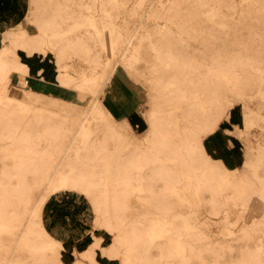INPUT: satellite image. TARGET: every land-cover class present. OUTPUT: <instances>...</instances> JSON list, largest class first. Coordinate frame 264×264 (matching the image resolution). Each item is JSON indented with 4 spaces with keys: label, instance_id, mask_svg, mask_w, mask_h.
I'll return each mask as SVG.
<instances>
[{
    "label": "bare ground",
    "instance_id": "6f19581e",
    "mask_svg": "<svg viewBox=\"0 0 264 264\" xmlns=\"http://www.w3.org/2000/svg\"><path fill=\"white\" fill-rule=\"evenodd\" d=\"M188 2L198 12L180 19L177 11ZM28 11L35 36L19 24L2 30L8 44L0 50V105L31 113L24 120L35 125L14 137L23 149L19 141L0 138V153L14 157L13 170L35 173L8 176L0 193V264H40L48 255L62 264L61 244L46 232L41 210L50 195L64 190L96 195L99 205L90 197L96 224L118 231L116 238L127 235L128 226L114 221L120 207L112 203L129 197L146 204L140 207L147 215L136 222V251L129 245L121 252L120 238L112 247L122 264H264V178L258 173L264 169V113L254 106L264 102V71L246 52L227 51L260 49L264 0H28ZM118 11L128 13L117 22ZM196 26L192 33L183 28ZM17 48L51 52L59 89L23 81L26 101L7 96L11 73L46 82L27 72ZM117 65L146 91L141 138L100 100ZM249 73L257 75L244 79ZM242 81L247 92L239 90ZM236 102L243 125L233 133L254 142L242 172L228 169L219 156L212 159L203 143L215 137ZM27 161L38 164L22 165ZM3 165L0 156V176ZM255 210L263 219L245 228Z\"/></svg>",
    "mask_w": 264,
    "mask_h": 264
},
{
    "label": "rangeland",
    "instance_id": "374dc122",
    "mask_svg": "<svg viewBox=\"0 0 264 264\" xmlns=\"http://www.w3.org/2000/svg\"><path fill=\"white\" fill-rule=\"evenodd\" d=\"M187 7L180 11H177L180 19H186L192 16L194 13L198 12L190 2L186 3ZM28 0H0V21H9L15 23L14 26L19 24V29L24 30L27 34L35 36L37 34L35 25L29 21L27 18L28 11ZM126 11H118L114 14L115 20L118 22L125 16ZM175 13V12H174ZM188 33H192V30H197L199 27H183ZM237 30V38H240V29L235 27ZM17 29V28H16ZM248 29H255L252 27H248ZM215 30V28H214ZM213 29L212 33H215ZM260 49H248V50H227L233 51L236 53L246 52L248 57H253L257 64L254 67H259L260 71H264V27L260 26ZM83 33L84 31L81 30ZM197 33V32H196ZM86 34V33H85ZM196 35V34H195ZM229 37L232 39V35L229 34ZM233 42L234 45L241 44L240 42ZM229 42V45L232 43ZM8 40H3V31L0 26V50H2L3 45H7ZM246 44L251 46V42L247 41ZM212 44L208 45V48H211ZM19 62L26 67L27 72L32 76H37L39 79H45L46 82H42L38 79L30 77L29 75H19L11 73L9 75V81L6 84L7 88V96L19 101H26L25 93H24V84L23 81H27L29 85H34L36 87L42 86H51L54 88H58L57 84V72L55 69V58L51 52H46L45 54L40 52H35L32 54H28L26 51L21 48L15 49ZM260 54V56H256L255 54ZM261 74H264L261 72ZM260 74V77H262ZM257 74L249 73L244 76V79H249ZM26 79V80H25ZM108 82V83H107ZM104 85V96L103 102L106 108L111 112V114L120 120L127 119L128 122L132 125V129L138 138H141L145 134V130L147 128V95L145 88L142 86V83H136L130 78L125 70L122 69L120 65H117L113 77L109 79ZM242 83L239 87L240 91L247 92L249 88L246 85V81L240 82ZM67 91V90H66ZM68 92V91H67ZM70 93V92H68ZM47 101V100H45ZM47 104V103H46ZM5 105V106H4ZM254 105L257 109L260 107V111L264 113V102L260 99V105ZM8 107V110H2ZM0 138H4V140L9 142H15L21 140L20 138H14L18 134H23L27 132H32V130L28 129L30 126L35 125L32 123H26L24 118L31 116V113H21L20 108L11 107L9 105L1 104L0 105ZM242 108L240 103L236 102V105L230 107L227 117L219 124L218 128L215 132H212V135H215L217 140V145L214 146V152H209L206 145L211 138V135L203 140L205 149L209 156L212 159H215L216 156L224 157V164L230 170H234L235 168L239 169L242 172V162L244 161L246 154L248 153V149L250 146L254 145L253 140L250 137H245L235 135L233 133L235 127L242 128V115L240 113ZM263 135V132L260 130V137ZM244 137V136H243ZM19 139V140H18ZM14 145H12L13 147ZM18 147L23 149L24 145L19 141ZM31 151L34 149H40L37 145L28 146ZM23 158H33V157H42L45 158L43 154L39 152L35 153H18L17 154ZM0 156L3 157L4 164L2 167L3 175L0 176V193L6 187L4 185L5 181L14 179V176L18 172L22 174H32L35 173L34 168H26L21 171L13 170L12 165L13 158L9 154H5L4 152L0 153ZM210 158V159H211ZM17 161V159H16ZM21 162V161H19ZM18 162V163H19ZM23 163V162H22ZM44 163V162H42ZM10 164V165H9ZM26 164L28 167H34L38 164L36 161H27ZM23 167V166H22ZM244 171V170H243ZM84 173H87L84 171ZM101 174L102 172H97ZM259 175L264 178V169L259 170ZM9 176V177H8ZM31 176V175H29ZM25 175L26 178H30ZM101 176L93 175L91 178L93 180H97ZM114 184L110 185L113 186ZM162 187L159 186V189ZM244 190L248 191V187H242ZM42 189V188H41ZM108 189V187H107ZM13 190L16 189L13 186ZM229 192V191H228ZM118 192L111 194L115 197H118ZM12 195L9 193V196ZM94 198V202L91 201L90 197L85 195L82 192H75L70 190H64L62 192L55 193L50 195L45 201L42 210L45 213L43 214V220L46 228L49 231H53L55 227L60 230L61 234V243L63 245V249L59 250L58 262L62 264H74L78 258L82 262L81 264H122L121 259L119 257L114 256V251L112 250L113 245H118L117 242L120 239H123L122 243L124 248L121 249V252H124L125 247L131 246L132 252L136 251L137 243L135 241V228L136 222L138 219L143 220L145 218L146 209H143L140 206H146V204L141 203L132 198V200L128 198L127 202L122 201H114L112 205H117L119 202L120 209L118 210V214H115L114 221L123 219L126 225L128 226L126 231L127 235H123V237L116 238L118 236V231H110L102 225L96 224V212L97 209H94V205L92 204L96 202V195L91 196ZM216 204H219L216 202ZM252 204V203H251ZM263 202L260 200V206ZM99 205V203L97 204ZM174 205V204H173ZM148 206V203H147ZM11 209V208H10ZM41 210V211H42ZM145 210V211H144ZM255 214L254 217L247 220V224L245 228L250 229L252 222H259L263 219L262 213L259 211H253ZM118 216L120 219H118ZM140 216V217H139ZM122 228V227H121ZM121 230V229H120ZM130 234V237H129ZM121 247V246H120ZM120 249V248H119ZM239 249H230V251H238ZM254 251V249H252ZM82 254V255H81ZM40 264H57V259L53 256H47V262L44 261ZM79 264V263H78Z\"/></svg>",
    "mask_w": 264,
    "mask_h": 264
},
{
    "label": "crops",
    "instance_id": "0c3cea01",
    "mask_svg": "<svg viewBox=\"0 0 264 264\" xmlns=\"http://www.w3.org/2000/svg\"><path fill=\"white\" fill-rule=\"evenodd\" d=\"M27 8H28V6H27ZM15 25V23H11V22H9V21H0V26L2 27V30H9V29H12V28H14V27H16V26H14ZM18 25V24H17ZM112 77H113V75H112ZM111 77V78H112ZM135 82V81H134ZM49 87V86H48ZM103 96H104V90H103V93H102V95H101V101H102V103H103V105H104V102H103ZM104 107L106 108V106L104 105ZM106 110L110 113V115L115 119V120H117V121H120V122H122V121H125V122H127L128 124H130L129 122H128V120L127 119H123V120H120V119H117V118H115L112 114H111V112L106 108ZM131 125V124H130ZM132 126V125H131ZM217 145V140H216V137H214V138H212V139H210V142L209 143H207V145H206V147H207V149H208V151L209 152H214V149H216V147L214 146V145ZM221 158L223 159V160H225L224 159V157L223 156H221ZM43 214L45 215V213L43 212V210L41 211V220H42V223H43V226H44V228H45V230H46V232L52 237V238H54V239H56L58 242H60V244H61V249H63V245H62V243H61V234H60V230L59 229H61V228H57V227H55V226H53L55 229L53 230V231H49L47 228H46V226H45V224H44V220H43Z\"/></svg>",
    "mask_w": 264,
    "mask_h": 264
}]
</instances>
